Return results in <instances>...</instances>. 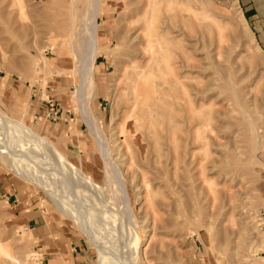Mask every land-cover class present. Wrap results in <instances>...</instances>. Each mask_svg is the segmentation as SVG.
Wrapping results in <instances>:
<instances>
[{
    "label": "rangeland",
    "instance_id": "obj_1",
    "mask_svg": "<svg viewBox=\"0 0 264 264\" xmlns=\"http://www.w3.org/2000/svg\"><path fill=\"white\" fill-rule=\"evenodd\" d=\"M130 1L107 0L98 19L106 53L95 66L92 110L126 178L141 254L149 246L152 264H264V233L257 220L264 212V59L252 54L254 44L264 52V38L255 32L240 0H157L160 8L149 10L143 0L138 18L145 14L151 20L160 11L156 25L173 53L177 80L169 79L167 86L157 80L162 102L149 94L151 119L147 116L149 122L139 127L130 117L129 60L124 55H141L136 36L144 20L130 18ZM82 9L81 0H0V110L10 117L20 102L28 125L102 184L104 161L77 108L78 65L69 48V31L77 28ZM237 13L253 32L252 43ZM53 47L58 55L51 52ZM36 49L49 67L35 76L31 58ZM137 63L146 65L142 57ZM225 74L232 75L228 82L239 92L244 115L222 85ZM181 87L193 109L201 111L196 117L190 115ZM208 116V147L203 148L194 139L201 127L207 130L201 121ZM248 123L258 134L256 147L249 142ZM124 124L129 133L121 137ZM37 216L48 227L85 242L92 263L98 264L95 247L55 211L43 192L0 163V237L24 244L17 253L29 264H37L38 251L26 225L28 217ZM0 264L6 263L0 259Z\"/></svg>",
    "mask_w": 264,
    "mask_h": 264
},
{
    "label": "bare ground",
    "instance_id": "obj_2",
    "mask_svg": "<svg viewBox=\"0 0 264 264\" xmlns=\"http://www.w3.org/2000/svg\"><path fill=\"white\" fill-rule=\"evenodd\" d=\"M81 1L83 9L79 15V22L76 24L77 28L75 31H69V48L76 55V64L78 65L79 82L75 99L77 108L81 113L80 116H82V122L87 126L90 136L98 146L100 157L104 161L105 175L103 183L99 184L82 166H76L72 163L65 154L56 148L50 138L39 136L33 126L28 125L27 109L20 102H17L10 117L0 110V163L26 185L36 191L43 192L55 211L64 219L72 222L75 228L95 247L98 264H152L149 257L150 253L153 254V252L149 251V246L143 250V254L140 251V249L142 250L140 248L142 237L131 206L126 178L118 168L119 164L117 165L112 159V151L107 135L103 131L100 119L92 110V102L97 96L95 66L98 58L106 53L105 48L100 45L98 19L107 0ZM142 1L132 0L129 3L126 2V6L132 7L129 10L130 18L138 19L136 23H139L141 19L144 20L139 29L140 32L137 30L141 35L138 33L136 36V40L138 38L141 40L140 47L138 45L139 48L142 47L141 53L139 52L141 55L138 56L137 53L124 55L129 60L127 61L129 73L127 74L126 83L129 85L131 93L132 112L130 117L134 118L136 125L139 127L144 122H149V118L151 119V111L147 107L149 94L151 93L153 97H157L163 91L157 80H162V85L166 86L169 79L177 80L175 69L171 63L173 53L170 51L168 44L162 40L159 34L160 28L158 29L156 25L160 11L151 20L147 19L145 14L141 15L142 18L139 19L140 11L143 12L140 7ZM73 4L74 1H72V6ZM160 6L161 2H157V0H147L143 8L149 10L151 7L152 9L157 7L156 9H158ZM144 13H147V11H144ZM236 16H238L239 25L244 28L249 41L252 43L254 40L253 32L249 29L245 17L241 13H237ZM4 20L6 21L5 18ZM53 33H55L54 30ZM134 36L132 35L133 38ZM54 37L55 39H64L63 35L55 34ZM135 46L137 45L135 44ZM51 52L58 55L54 47ZM35 53L37 55L31 58V71L36 76L46 72L49 65L46 57L39 50L36 49ZM252 54L256 60L264 59L263 50L256 44L252 45ZM139 57L146 61L144 67H140L137 63ZM9 70L11 71V69ZM9 70H7L8 73H10ZM51 71L50 74L54 72V69H51ZM231 79V74H225L222 85L228 90L235 105L243 111L244 115L246 112L244 111V105L240 102L239 92L234 88V85L228 82ZM181 89L184 90L183 95L189 104L190 115L196 117L201 111L193 109V102L187 90L184 87H181ZM157 99L159 103L162 102L158 97ZM211 121L210 116L205 117L201 123L202 126H206L207 130L201 131V127L195 133L194 142L202 143L203 148L208 147V136H205L204 131H210ZM125 126L126 124L120 130L121 137H126L129 133ZM247 126L249 142L256 147L259 142L257 141L258 134H256L252 123H248ZM150 128L153 129L154 127L150 125ZM24 237H22V240ZM263 244L264 241H262ZM23 246L24 244H19L17 241L11 244V242L2 240L0 237V259H3L6 264H29L26 257L19 256V253H17V250H21Z\"/></svg>",
    "mask_w": 264,
    "mask_h": 264
},
{
    "label": "crops",
    "instance_id": "obj_3",
    "mask_svg": "<svg viewBox=\"0 0 264 264\" xmlns=\"http://www.w3.org/2000/svg\"><path fill=\"white\" fill-rule=\"evenodd\" d=\"M255 32L264 38V0H240ZM27 227L36 241L41 264H93L88 245L64 232L56 231L37 217H28Z\"/></svg>",
    "mask_w": 264,
    "mask_h": 264
},
{
    "label": "built area",
    "instance_id": "obj_4",
    "mask_svg": "<svg viewBox=\"0 0 264 264\" xmlns=\"http://www.w3.org/2000/svg\"><path fill=\"white\" fill-rule=\"evenodd\" d=\"M258 224L260 226V232L264 233V212L257 215ZM35 261L37 264L42 263V256L35 254Z\"/></svg>",
    "mask_w": 264,
    "mask_h": 264
}]
</instances>
